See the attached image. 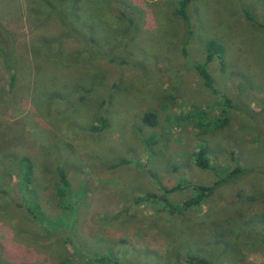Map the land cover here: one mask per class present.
Returning a JSON list of instances; mask_svg holds the SVG:
<instances>
[{"label":"rangeland","instance_id":"374dc122","mask_svg":"<svg viewBox=\"0 0 264 264\" xmlns=\"http://www.w3.org/2000/svg\"><path fill=\"white\" fill-rule=\"evenodd\" d=\"M179 2L0 0V264H264L234 228L264 208V0H192L188 21ZM210 41L213 85L243 111L205 133L186 115L224 116L193 69ZM201 144L213 169L195 164ZM235 161L256 172L177 212L188 183L209 186ZM144 194L157 203L136 204Z\"/></svg>","mask_w":264,"mask_h":264},{"label":"trees","instance_id":"16d2710c","mask_svg":"<svg viewBox=\"0 0 264 264\" xmlns=\"http://www.w3.org/2000/svg\"><path fill=\"white\" fill-rule=\"evenodd\" d=\"M192 0H180L179 2V7L176 10V14L178 16H181L185 21H188V16H187V8L190 4ZM41 7V6H39ZM43 8H49L48 10L51 13H54L57 11L58 5L54 7L49 6L48 4H46V6H42ZM61 8V6L59 7ZM60 16V21L61 24L65 27V28H69L68 22L66 20H64V16L61 13H58ZM64 17V18H63ZM67 33V31L64 33L63 36H65ZM69 38H72L74 40L75 37L70 35ZM63 39V38H60ZM45 41V40H44ZM43 41V42H44ZM46 42L50 43L51 41L46 40ZM62 44V41L59 42V46ZM219 44L214 42V41H210L207 43V51H206V60L203 64H198V65H194L193 69H195L196 73L199 75V77L201 78L202 82H203V86L209 90L213 96H215L217 99L214 105H220L223 107L222 110V114H224V116L222 117H211L209 114L210 108L207 109H194L192 110L191 114L188 113L186 116V119H190L193 120L192 117H198L197 120V127L199 128V130L201 131V127H206L207 129L205 130L206 132L209 131H215V130H219L223 127H225L228 122L229 119L227 117V109L230 110H242L241 106L236 105L231 99H229L227 96L223 95L217 88H215V86L213 85V80L211 75L209 74V72L207 71V66L208 64L213 60V58L216 56V53L221 54V52H215L213 51L216 47L219 48L218 46ZM222 55V54H221ZM10 62V59H9ZM13 79L14 77L12 76L10 79V87L13 85ZM91 92V89L86 91V94H89ZM243 111V110H242ZM153 117V113H146L143 116V122L146 124H149L150 126H152V122L151 119ZM98 123L99 125H92L89 126V128L91 129L92 132L97 133L99 131H102L106 126H107V121L106 119H104L102 116H100L98 118ZM195 157V164L202 170H210L213 169L212 168V163H211V158H210V154H209V149L208 146L206 144H201L198 147V150L195 152L194 154ZM25 160H27L26 158H23ZM24 160V162L26 163V161ZM124 163V161L122 162ZM32 163H29L30 166H28L27 170L29 172L32 171ZM259 171V170H258ZM29 172H25L24 174H22L21 176V184L24 186L25 188H21V190L23 191V193L25 192V189H27L28 185L31 182L30 179V173ZM57 172L60 176L61 182H62V187H58L57 188V194L59 196V199L62 201V203L64 202V200H66L65 196L63 193H70L68 186H67V181L65 178V173L63 171V169L61 167L57 168ZM256 172V170H254L253 168H246L243 167L242 165H240L239 162L235 161V164L232 168H228L227 172L221 175L217 176V179L213 182V184L211 185H202V184H191L188 183L187 185L193 190V194L191 197H189L186 201H184L181 205H177V212L180 213L182 212L184 209H189V208H199L201 207L204 203H206L215 193V191L221 187H226V186H232L237 184L240 180H242L243 178H245L246 176H248L251 173ZM176 189H164V194L167 195L170 192H174ZM0 192H5V191H0ZM157 198L155 197V195L153 194H144L141 196H138L135 199V203L136 204H142V203H151V204H155L157 203ZM250 200V199H249ZM252 200V199H251ZM165 206L169 205V203H167L168 201H166V199H163ZM254 203V202H253ZM171 206V205H170ZM174 207V209L176 208ZM256 215L253 218H250L248 220L243 221L239 226L234 227L235 229H237L239 232L238 237H236V239L238 240V242L245 248V249H254V248H264V230L259 228V225L257 224L258 221H264V208L259 209V212H257L255 210L254 212ZM220 243V242H217ZM186 262L192 264H215L214 261H210V260H206L204 258L201 257H192L187 255L186 257ZM105 259L104 258H100L97 259V262L99 263H104Z\"/></svg>","mask_w":264,"mask_h":264}]
</instances>
